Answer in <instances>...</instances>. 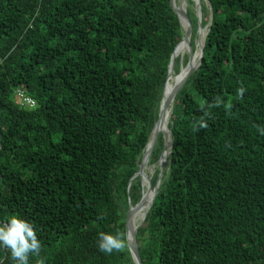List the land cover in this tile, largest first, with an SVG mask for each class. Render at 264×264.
Wrapping results in <instances>:
<instances>
[{
  "label": "trees",
  "instance_id": "obj_1",
  "mask_svg": "<svg viewBox=\"0 0 264 264\" xmlns=\"http://www.w3.org/2000/svg\"><path fill=\"white\" fill-rule=\"evenodd\" d=\"M201 19V64L173 101L137 230L141 263L264 264V0H201ZM184 35L170 0H0V225H36L30 264H134L128 246L99 252V234L126 240L163 92L188 63ZM0 264H14L3 248Z\"/></svg>",
  "mask_w": 264,
  "mask_h": 264
},
{
  "label": "water",
  "instance_id": "obj_2",
  "mask_svg": "<svg viewBox=\"0 0 264 264\" xmlns=\"http://www.w3.org/2000/svg\"><path fill=\"white\" fill-rule=\"evenodd\" d=\"M182 2L186 3V8H187V1L185 0H182ZM194 2V11H195V15L198 19V33H202V28H201V25H200V18L201 17V0H193ZM205 3H207L205 1ZM208 7H210V5L207 3ZM170 7L172 9V11L174 12V14L178 17V20L180 22V25L184 31V38H183V41L188 43L189 44V41H190V37H191V32H192V29H191V24L189 22V18L187 16V9L186 10H181V9H175L174 6H173V0H170ZM207 33H208V28H207V32L205 33L203 37V44L201 45L200 47V50H199V58H198V61H197V64L194 66V67H190L189 64L190 62L193 60L194 58V55H193V52H189V60H188V63H187V69H185V75L183 77V79L178 83V85L174 88V90L170 93V95L166 98V100L164 101V104H162V101H161V105H160V112L158 114V119H159V116L162 112L166 111L170 105H171V102H173V100H175L174 98L176 97V95L180 92V90L183 88V86L185 85V83L187 82V80L193 75V73L199 68L200 64H201V60H202V56H203V47H204V43H205V39H206V36H207ZM190 49L192 51V48L190 46ZM173 61H174V54L172 56V60H171V64H170V67H169V71H168V76H169V73H170V70H172V67H173ZM189 66V67H188ZM181 73V71H180ZM168 78V77H167ZM165 89V87H164ZM163 96H164V92H163ZM173 107L174 105L171 106V113H172V110H173ZM157 119V121H158ZM157 124V122H156ZM155 124V126H156ZM155 126L150 134V137H149V143L147 145V147H149V150L144 154L143 156V159H142V162H141V165H140V168H139V172L137 175H139L140 177L143 176V166H144V158L148 155L151 154L152 150L154 149L156 143H157V140H158V137L157 135L154 133V129H155ZM162 136V139H163V145H164V149H165V145L166 143L169 141L170 142V149L172 147V138H171V132L170 130L168 129L167 133L166 132H163L161 134ZM170 154V150L168 152V155ZM162 154L159 158V160L157 161V165L159 166V175H158V179H157V182H156V185L154 188H152V185H151V182L149 183V191H151L152 193V198H151V201H150V204L149 206L147 207L146 209V212H145V216L142 220V222L140 223L139 226L142 225V223L144 222L145 220V217L157 195V191H158V188H159V185H160V181H161V178L163 176V173H164V168H165V162H163L161 159H162ZM168 157V156H167ZM143 200V197L141 199V201L139 202L138 205H136L135 207H130L129 208V211L127 213V216H126V220H125V228H126V242H127V246H128V249L130 251V256L134 262V264H142L141 263V258H140V254H139V250H138V245H137V240H136V237H137V230L139 227H137V229L133 230L132 232L129 233V219L132 215V212L134 210H136L137 208L141 207L142 206V201Z\"/></svg>",
  "mask_w": 264,
  "mask_h": 264
},
{
  "label": "clouds",
  "instance_id": "obj_3",
  "mask_svg": "<svg viewBox=\"0 0 264 264\" xmlns=\"http://www.w3.org/2000/svg\"><path fill=\"white\" fill-rule=\"evenodd\" d=\"M244 92V88L239 89L241 96ZM199 126L207 127L203 121L199 122ZM258 131L264 135V127L259 128ZM97 247L99 252L111 255L114 252L124 251L127 242L121 233L115 235L100 233ZM0 248L9 251L14 264H30V258L39 257L42 251L36 225L19 215L10 216L6 224L0 225ZM40 264H45V261L41 259Z\"/></svg>",
  "mask_w": 264,
  "mask_h": 264
},
{
  "label": "bare ground",
  "instance_id": "obj_4",
  "mask_svg": "<svg viewBox=\"0 0 264 264\" xmlns=\"http://www.w3.org/2000/svg\"><path fill=\"white\" fill-rule=\"evenodd\" d=\"M185 1H187V0H185ZM191 1L193 2V0H191ZM176 9L186 10V3L184 5L182 0H177ZM202 35H203V33H199L200 40L196 44L197 48H196V50L194 52V58L189 64L190 67H194L197 64V61H198V58H199V50H200L201 45L203 44ZM189 52H191L190 44H188V43L183 41V50H182L181 54L178 56V58H181V57L184 58L185 55H188V60H189ZM186 67H183L181 69V73H179L176 78H173V71H171L170 76H169V80H168V84L169 85L167 87V90L164 93L162 104H164V101L166 100V98L170 95V93L174 90V88L178 85V83L183 79V77L185 75V71H186L185 69H187ZM165 86H166V84H165ZM173 101H175V100H173ZM172 105H174V102H171L170 107L166 111L162 112L160 114V116H159V119H158L157 124H156L155 129H154V133L157 135V137L160 136V133L161 134L163 132L167 133V131H168V126L170 124L169 122H170V117H171V109H172L171 106ZM159 112H160V109H159ZM150 143H149V145H150ZM148 150H149V147H147L146 152ZM169 150H170V142L168 141L166 143L165 149L163 150V153H162L163 157H162L161 160L163 162H165L167 160V156H168ZM148 156H150V155H148ZM143 177H145V181H146L148 175H146L145 171L143 172ZM150 182H151V178H149V182L148 183L145 182L143 200H142L143 202H142V206L139 207V214L136 217H130V219H129L130 220L129 233L132 232L133 230L137 229V227H139L140 223L142 222V220H143V218L145 216L146 209H147V207L150 204L151 191H149V188H148Z\"/></svg>",
  "mask_w": 264,
  "mask_h": 264
},
{
  "label": "rangeland",
  "instance_id": "obj_5",
  "mask_svg": "<svg viewBox=\"0 0 264 264\" xmlns=\"http://www.w3.org/2000/svg\"><path fill=\"white\" fill-rule=\"evenodd\" d=\"M188 1L189 0H187V6H188ZM194 3V2H193ZM180 7V6H179ZM188 8V7H187ZM186 8V9H187ZM200 18V25H201V28H202V33H203V35L202 36H204L205 35V33L207 32V28H208V26H205V27H203L202 26V19H201V17H199ZM200 33H201V31H200ZM191 38V37H190ZM200 40V38H199V33L197 32V35H196V37H195V46H196V44H197V42ZM196 48H197V46L195 47V50H196ZM195 50L193 51H191V53L193 52V55H194V52H195ZM186 56V55H185ZM176 59V58H175ZM181 59V61L183 60V58L181 57L180 58ZM160 135H161V133H160ZM163 150H164V146H163V149H162V153H163ZM148 157V158H147ZM147 157H145V159H144V162L145 161H147L146 159H148V165H147V167L145 168V173H146V175H148V177H147V179H146V181H145V177H140L141 178V181H143V182H141L143 185V189H144V185H145V182H149V178H154V176H155V173H156V171L158 170V165H151L150 163H149V159H150V156H147ZM154 175V176H153ZM131 217H133V215L131 216Z\"/></svg>",
  "mask_w": 264,
  "mask_h": 264
},
{
  "label": "built area",
  "instance_id": "obj_6",
  "mask_svg": "<svg viewBox=\"0 0 264 264\" xmlns=\"http://www.w3.org/2000/svg\"><path fill=\"white\" fill-rule=\"evenodd\" d=\"M15 97L18 99L19 104L22 107L32 108L35 106L34 101L28 98L25 93L21 90H16Z\"/></svg>",
  "mask_w": 264,
  "mask_h": 264
}]
</instances>
